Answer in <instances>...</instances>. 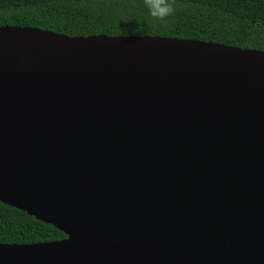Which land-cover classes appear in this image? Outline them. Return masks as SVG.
<instances>
[{"label": "water", "instance_id": "obj_1", "mask_svg": "<svg viewBox=\"0 0 264 264\" xmlns=\"http://www.w3.org/2000/svg\"><path fill=\"white\" fill-rule=\"evenodd\" d=\"M0 202L66 236L0 264H264V52L0 27Z\"/></svg>", "mask_w": 264, "mask_h": 264}, {"label": "trees", "instance_id": "obj_2", "mask_svg": "<svg viewBox=\"0 0 264 264\" xmlns=\"http://www.w3.org/2000/svg\"><path fill=\"white\" fill-rule=\"evenodd\" d=\"M166 22L143 0H0V27H29L67 37L158 36L264 52V0H175ZM55 227L0 202V244L60 241Z\"/></svg>", "mask_w": 264, "mask_h": 264}, {"label": "clouds", "instance_id": "obj_3", "mask_svg": "<svg viewBox=\"0 0 264 264\" xmlns=\"http://www.w3.org/2000/svg\"><path fill=\"white\" fill-rule=\"evenodd\" d=\"M153 21L166 22L175 13V0H143Z\"/></svg>", "mask_w": 264, "mask_h": 264}]
</instances>
